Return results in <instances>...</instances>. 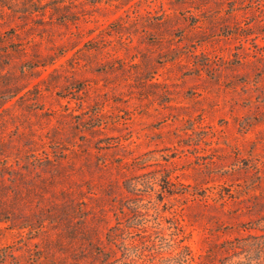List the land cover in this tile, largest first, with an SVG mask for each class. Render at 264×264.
<instances>
[{"label": "rangeland", "instance_id": "rangeland-1", "mask_svg": "<svg viewBox=\"0 0 264 264\" xmlns=\"http://www.w3.org/2000/svg\"><path fill=\"white\" fill-rule=\"evenodd\" d=\"M0 264H264V0H0Z\"/></svg>", "mask_w": 264, "mask_h": 264}, {"label": "trees", "instance_id": "trees-1", "mask_svg": "<svg viewBox=\"0 0 264 264\" xmlns=\"http://www.w3.org/2000/svg\"><path fill=\"white\" fill-rule=\"evenodd\" d=\"M140 206H134V211L133 212H135L136 214H139L138 216H140V215H142V211L140 210ZM142 212V213H141ZM140 220V222L139 223H137V222H131V224H129V225H124L125 227H128L129 229L131 228V227H133V228H136L137 230H141L142 232H145V235H143V238H144V241H143V243L145 244V243H147V242H150L151 241V243H154L155 241H154V239H151L150 240V238H149V235H150V233H146L147 232V228H148V225L144 222V221H142V218L141 219H139ZM117 224H120V222L119 223H117ZM121 230L123 229V228H120ZM161 229L159 228V229H157L155 232L156 233H158V234H161ZM131 232V231H130ZM128 236H130V235H128ZM148 238L146 241H145V238ZM113 240H115V242H117V244H118V246H120L121 247V250L123 251V254H124V256H125V259H127V260H131V261H134V259H135V257H134V255H131L130 253H129V249L131 248V247H133L134 245H136L137 246V244H136V242L135 241H133V240H131V241H129V242H127L126 241V238L125 237H120V239H117V238H114ZM162 251H160L159 253H161Z\"/></svg>", "mask_w": 264, "mask_h": 264}]
</instances>
